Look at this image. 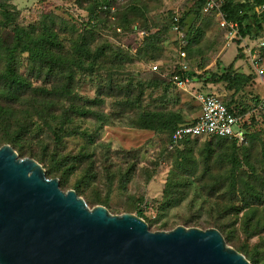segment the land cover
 Here are the masks:
<instances>
[{
    "label": "rangeland",
    "instance_id": "rangeland-1",
    "mask_svg": "<svg viewBox=\"0 0 264 264\" xmlns=\"http://www.w3.org/2000/svg\"><path fill=\"white\" fill-rule=\"evenodd\" d=\"M6 1L11 15L7 20L0 10V38L18 45L15 65L32 86L13 104L0 79V143L6 141L0 147L11 145L20 158L35 159L45 172L60 169L47 173L48 178L61 180L60 174L72 167L68 185L60 181L62 190L77 192L74 185L80 182L83 193L78 195L89 207L103 205L114 215L141 209L146 222H153L152 231L179 225L208 229L221 223L224 238L231 237V242L225 239L228 246L264 264V201L223 215L229 197L220 202L206 198L200 182L214 175L227 187L232 168L228 156L235 155L239 180L258 185L264 179V108L255 105L264 98V77L253 65L255 57L264 65V6L256 8L261 29L254 22L253 34L232 39L231 31L220 25L222 5L207 10L205 4L197 12L199 0H112L115 14L109 18L97 11L95 23L92 15L100 0ZM152 33L157 37L146 39ZM185 35L191 39L187 47ZM85 46L90 56L82 52ZM6 51H0V71ZM152 63L169 74L185 63L195 75L184 87L155 83ZM230 64L234 72L254 74L239 90L224 80H208L213 72L221 76ZM203 91L232 101L238 110L243 107L245 128L257 132L256 139L234 145L233 139L201 137L175 149L168 147L166 131L140 123L144 113L153 111L194 120L200 113L196 94ZM8 109L14 117L6 116ZM77 109L91 114L80 117ZM55 131L62 133L61 140ZM208 147L215 149L211 160L206 158ZM181 149L195 158L187 178L193 185L185 188L180 204L164 210L166 183ZM240 198L231 203L243 207Z\"/></svg>",
    "mask_w": 264,
    "mask_h": 264
},
{
    "label": "water",
    "instance_id": "water-1",
    "mask_svg": "<svg viewBox=\"0 0 264 264\" xmlns=\"http://www.w3.org/2000/svg\"><path fill=\"white\" fill-rule=\"evenodd\" d=\"M0 264H252L217 228L152 231L137 214L89 207L33 158L0 147Z\"/></svg>",
    "mask_w": 264,
    "mask_h": 264
},
{
    "label": "trees",
    "instance_id": "trees-1",
    "mask_svg": "<svg viewBox=\"0 0 264 264\" xmlns=\"http://www.w3.org/2000/svg\"><path fill=\"white\" fill-rule=\"evenodd\" d=\"M207 0H199L198 6H197V12L201 11L203 7L205 6ZM220 5H222V10L228 20H233L238 22L239 24V31L242 34L243 37L249 36L253 34V28L255 25L258 26L259 29H261V25H258V22H261V19L259 15L257 14L256 8L264 6V0H221ZM8 3L6 0H0V10L2 15L9 20L10 18V11L8 10ZM99 11L101 13L107 14L109 18L111 15L113 16L115 14V11L113 10L112 6V0H100V2L96 5L95 11H93L92 19L93 23H95L98 18L96 16V12ZM254 22L255 25H254ZM172 23L175 24V22L172 21ZM178 26L180 30L183 29L184 26V18L178 20ZM117 29H120L121 26L116 27ZM224 28V27H223ZM122 29V28H121ZM226 29V28H224ZM146 32L145 29H142ZM141 30V31H142ZM186 36V47L190 43V40L187 35ZM156 33L149 34L146 39H155ZM7 40V39H6ZM0 38V51L7 50L6 54H4V58L6 60L5 64V69L3 71H0V79L2 81V84L4 86V90L6 91V95L10 98L9 101L13 104H17L16 101L19 100V98L26 93L31 88V83L28 81L24 76H22L15 65V59L14 55L16 52V49L18 48L17 44H12L9 43V41ZM86 41V40H85ZM88 44V43H87ZM185 47V48H186ZM263 48V47H261ZM87 53L90 56V51L87 49V46L83 47V51ZM34 55L38 56L39 51H35L33 53ZM153 64L151 65V71L155 72L158 76L154 80L155 83L157 82H163L167 81L168 83H174L173 76L178 74L181 76L183 79L186 77H189L190 80L194 77L195 73L192 72L189 68L187 70H184L182 67V64L177 67L176 70L172 71L170 74L167 72L162 71L161 67H158L157 70L153 69ZM51 72H53V68H49ZM225 72V71H224ZM218 72H213V78L212 76L208 78L211 82L213 81H219V80H224L228 82L229 86L231 88H235L236 90H239L241 86L244 84H247L250 79H252V76L254 75H248V74H242L239 72H234L233 70V65L230 64V66L226 69L225 73H222L221 76H216ZM73 80V77H70L68 79L69 82L66 83V94L69 93L68 88H71V82ZM207 93H214L211 91H203ZM216 94V93H214ZM218 95V94H217ZM220 96V95H219ZM221 97V96H220ZM222 98V97H221ZM222 100L226 103L228 106L229 110L231 113L234 115H237L238 117H241V127L244 129V137L243 139L237 138V137H226V136H219V135H202V136H195V137H188L185 140L181 141L177 146H175V149L180 147L183 143L190 141V140H197L198 138L201 137H213V138H227V139H233L234 140V145L237 144L239 140L243 141L246 139H251L254 140L258 136L257 132L251 131L250 127L245 128V119L240 115L241 112H243V107L241 110H238L237 105H232V101H227L226 99ZM256 107L259 108H264V98L260 99L257 101L255 104ZM198 111L200 112L201 106L198 104ZM0 110L3 111V108H0ZM76 113L80 117L88 116L91 114V111L88 110H82V109H77ZM7 117H14V114L11 113L8 109L6 112ZM65 118L68 119V116ZM195 121H184L183 118L179 114H170L166 115L162 113L161 111H153V112H146L144 115L141 117L140 123L142 126L146 129H151V130H157V131H166L168 135V147L171 144L172 141V135L174 131L176 130L177 127L183 125V124H189L191 122ZM11 122V121H9ZM69 122V121H68ZM69 123H65V125H68ZM18 132H21L23 130V127H19L17 125ZM16 129V130H17ZM62 133L59 131H55V137L58 140H61ZM15 137V136H14ZM13 137V138H14ZM12 138V137H11ZM10 137H7V141H12ZM6 143V141H3L0 144ZM206 158L208 160H211V158L215 154V149L211 148H206ZM230 159V162L232 164V168L230 169V174L227 178L229 181V184L227 187L223 185L224 180L219 179L217 177L211 176L207 179L202 178L200 180L201 182V188L203 191L206 192V198L208 197H214L217 199L218 202L221 200H224L226 197H229V200L225 202L223 207L221 208V214L223 215H229L231 212L234 210H237V213L240 212L241 208H246L249 207L251 204H255L257 202H263L264 201V179L256 181L257 184H253L250 181L243 182L239 180L238 175H237V164L240 163V160L235 156H228ZM195 158L193 155L185 150L181 149L178 150V155L176 158V161L174 162L173 170L171 171L170 177L166 183V188L164 191V202L163 204V209L167 210L166 208L174 207L177 206L182 202V200L185 197V188L188 186L193 185L191 184V181L187 178H191L192 173L191 170L193 169V164H194ZM72 167H68L66 169V172L63 174H60V181L62 185L66 186L69 183V178L73 174L72 172ZM60 169H52L51 171L46 172V176L49 174L47 173H56ZM56 177L57 174H54ZM240 182L243 183V188L241 189ZM260 184V185H259ZM240 186V187H239ZM74 188L77 190L78 194L81 195L83 193L82 189L80 188V182L78 184L74 185ZM240 190V193H237V191ZM226 191V193H224ZM225 194H230L232 196H227ZM240 195V201L243 203V207H238L235 204H232V201H235V198H238ZM102 203H105V201L100 200ZM92 202V201H90ZM137 215L140 217L146 218L145 213L143 210H138ZM149 222V221H148ZM150 225H153V222H149ZM211 226L216 227L221 231V233L224 235L223 231L224 225L221 223H213ZM225 237V236H224ZM226 241L231 242V237L226 236ZM249 260L252 261V263H257L258 260L254 257H248Z\"/></svg>",
    "mask_w": 264,
    "mask_h": 264
},
{
    "label": "built area",
    "instance_id": "built-area-1",
    "mask_svg": "<svg viewBox=\"0 0 264 264\" xmlns=\"http://www.w3.org/2000/svg\"><path fill=\"white\" fill-rule=\"evenodd\" d=\"M221 0H207V10H214L220 6ZM220 25L231 31L232 39L239 36V24L236 21L228 20L223 13L220 18ZM185 55V53H183ZM253 65L258 74L264 77V65L259 63L255 57ZM159 65H153V69L157 70ZM184 70L188 67L182 63ZM174 83L184 87L190 81L189 77L183 79L178 74L173 76ZM198 104L201 106L199 116L195 121L189 124H183L176 128L172 135L170 146L175 147L181 141L188 137L202 136V135H219L226 137H237L242 139L244 137V129L241 127V117L234 115L229 110L222 98L214 93L198 92L196 94Z\"/></svg>",
    "mask_w": 264,
    "mask_h": 264
}]
</instances>
